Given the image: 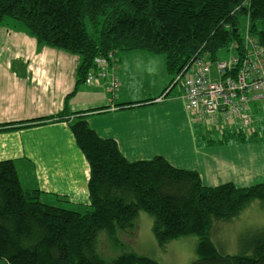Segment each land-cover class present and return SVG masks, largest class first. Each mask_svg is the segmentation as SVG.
Wrapping results in <instances>:
<instances>
[{"label":"trees","instance_id":"1","mask_svg":"<svg viewBox=\"0 0 264 264\" xmlns=\"http://www.w3.org/2000/svg\"><path fill=\"white\" fill-rule=\"evenodd\" d=\"M244 16L264 50V0H0V24L16 20L39 44L80 56L77 84L85 82L95 56L113 53L118 61L119 50H142L164 57L169 87L199 54L215 58L222 48L241 45ZM61 120L64 112L0 124V130ZM69 129L89 167L85 209L43 201L40 189L22 185L11 159L0 160V264H157L117 237L134 230L141 210L152 216L161 246L196 236L198 257L190 264H264V229L246 234L248 248L236 254L219 251L211 239L220 222L233 220L253 200L264 204V182L206 185L196 169L179 168L163 156L129 160L114 139L99 136L80 115ZM221 134L208 144L255 136ZM100 231L124 251L104 258L97 251Z\"/></svg>","mask_w":264,"mask_h":264},{"label":"crops","instance_id":"2","mask_svg":"<svg viewBox=\"0 0 264 264\" xmlns=\"http://www.w3.org/2000/svg\"><path fill=\"white\" fill-rule=\"evenodd\" d=\"M10 23L0 26V124L65 115L61 121L0 130V160L11 159L22 185L40 189L43 201L80 211L88 203V163L69 129L78 115L99 136L114 139L129 160L163 156L179 168L196 169L206 185L264 182L260 103L252 107L254 132H244L254 134L252 140L211 145L203 140L212 136L211 129L188 114L180 87L166 92L172 77L164 57L142 50L118 54L120 87L111 100L103 85L76 83L78 54L39 44L22 25ZM155 60L164 72L151 79V88L148 72ZM133 83L141 90L133 91ZM139 100L151 102L128 103ZM237 131L227 127L224 133Z\"/></svg>","mask_w":264,"mask_h":264},{"label":"built area","instance_id":"3","mask_svg":"<svg viewBox=\"0 0 264 264\" xmlns=\"http://www.w3.org/2000/svg\"><path fill=\"white\" fill-rule=\"evenodd\" d=\"M241 37V45L233 43L227 49L231 53L226 59L204 53L192 59L166 90L179 83L188 114L198 123L212 124L220 133L227 127L253 133L252 107L260 103L264 109V50L250 33L248 22ZM93 64L85 82L103 85L113 100L120 87L115 56L97 55Z\"/></svg>","mask_w":264,"mask_h":264},{"label":"rangeland","instance_id":"4","mask_svg":"<svg viewBox=\"0 0 264 264\" xmlns=\"http://www.w3.org/2000/svg\"><path fill=\"white\" fill-rule=\"evenodd\" d=\"M21 25L18 21L5 18L1 24H8L10 22ZM241 35L246 30L247 17L241 18ZM12 23H10L12 25ZM15 27V26H14ZM249 29V26H248ZM229 48V47H228ZM227 47L222 48L218 52V57L226 59L230 55L231 51L227 50ZM120 54L121 50L118 51ZM158 59L162 58L161 54H158ZM160 57V58H159ZM150 63L149 68V87L153 88V82L151 79H159L164 72L162 69L161 61ZM155 81V80H153ZM133 91L141 90V84L133 83ZM135 87V88H134ZM179 83L174 87V93L179 90ZM143 92V91H142ZM264 104V102H263ZM264 111V109H263ZM261 115V131L258 133V137L264 138V112ZM254 121L252 120L251 128L254 129ZM203 128L209 127L211 129L210 137L203 136V140L216 139L222 134L217 130L218 128L212 126V124H201ZM259 129V128H257ZM216 131V132H215ZM248 135V134H247ZM201 138V136H199ZM205 142V141H204ZM257 183V182H256ZM83 211V210H82ZM152 216L141 210L138 213L136 226L131 231H118L117 237L125 243L129 248L138 254H143L156 261L157 264H190L195 260L198 255L195 250L196 236L189 235L180 237L178 239L167 242L164 246H161L156 241L152 231ZM254 229H264V204L260 200H253L244 210L241 211L239 216L231 221L220 222L219 229L211 239L213 240L217 249L223 253L236 254L242 251H246L247 240L246 234H251ZM97 251L106 259H112L120 255L124 249L121 246L114 245L105 231H100L97 235Z\"/></svg>","mask_w":264,"mask_h":264},{"label":"bare ground","instance_id":"5","mask_svg":"<svg viewBox=\"0 0 264 264\" xmlns=\"http://www.w3.org/2000/svg\"><path fill=\"white\" fill-rule=\"evenodd\" d=\"M200 55V54H199Z\"/></svg>","mask_w":264,"mask_h":264}]
</instances>
